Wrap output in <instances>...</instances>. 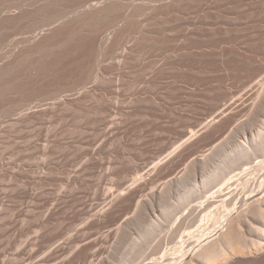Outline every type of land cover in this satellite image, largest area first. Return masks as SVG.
<instances>
[{"label": "rangeland", "instance_id": "rangeland-1", "mask_svg": "<svg viewBox=\"0 0 264 264\" xmlns=\"http://www.w3.org/2000/svg\"><path fill=\"white\" fill-rule=\"evenodd\" d=\"M146 1L147 0H137L136 3L134 0L137 5H141L140 2L143 5ZM256 1L259 2V0H242L235 4H227V7H224L222 18L219 17L221 20H217L223 24L221 35L224 52H222V57L215 56L211 50L203 56V60L200 59L199 55L192 57L193 66H196L192 71H184L182 68V70L180 68L178 70L177 68L175 69L176 74L180 76L179 84L175 82L176 79L171 77V75L163 74V76L158 73L153 76L149 75V78H153H151V81L148 80L152 84L150 87V83L144 81L149 78L144 79L142 78L143 76H141L142 72V75L146 77V73H144L145 70L141 71L142 65L147 69H149L150 64L154 66L156 63L153 62H158V58L161 59L163 56H161L162 49L165 46L167 48V44L169 48L174 45V42L163 40L160 35L162 30H168L167 32L172 34V31L178 26L180 20L174 15H170L171 17H166L167 15L160 16V18H165V20L157 17L160 22L159 20L158 22L155 20L153 21L152 28L157 25L154 29L159 33L152 29L150 34L152 36V34L158 33L152 37L155 38L157 36L159 39H153L150 34H148L150 38L147 36L145 38V43L143 40L134 42V53L129 50L130 53L133 54L132 57L130 56L132 59L129 58L128 60L131 63L126 60V62L129 63L128 66L125 61L122 64L119 63L117 58L113 60L108 59V63L111 61L110 66H112L114 62L116 63L113 66L116 64H121L122 66L123 64L126 65V67L124 66V71L121 69L123 68L122 66L116 65L117 67L119 66V68L115 67V69H112V72L111 68L113 67L109 68L110 66H108L109 64L106 62L105 67L108 74L105 72V77L110 81H105L107 78H104V81L101 83L105 84L104 82H106L104 86L100 83H98V85L100 84L101 86H93L95 85L94 83L86 84L85 86H88L87 88L92 86L90 90H93V88L96 89L97 86L99 90L96 89L97 91L95 90L92 93L82 91V100L72 102L70 105L63 106L60 104L58 107L57 103V105L54 104V106H52L54 99H49V101L45 99V96L41 97V95L47 92L46 90L49 84L50 88H52L53 85L59 87L67 80L71 81L76 79L74 74L78 73V66L81 64V59L79 57L80 52H77L78 54L72 53L71 55H66L65 57L67 58L63 56L64 59L61 56L66 64L59 59L60 57H55L56 60H54L55 58L52 60L50 59L49 65H47L48 61L42 63L46 66L43 68V65H41L43 68L42 70L39 69L41 76L38 72L37 77L36 74L31 77V79H35V81L29 78L32 73L29 72L26 67H24L25 69L21 67L19 74L23 71L21 73L23 75L21 76L23 77L22 84H20L22 78H19V82H17L20 84V86L17 85L19 87L14 86L8 95H0V264H17L19 262L22 264H32L34 261L27 259L25 254H21L23 253L21 250L25 251L23 248L27 246V242H25L28 241L27 239L34 238L32 244H30L28 248L40 249L47 244H52V242L48 241L53 240L56 235L65 234L64 236L66 237L71 235L72 232L75 235L77 233V235H82L81 226L83 225L89 228L91 227L90 230H93L101 238L104 237L102 238L103 241H101L104 244H100L98 247L99 252L96 256L82 255L74 264H118L119 260H122L121 258L125 256L120 255L119 258L115 253H118V250H120L119 254H123V252L124 254L127 253V248H129L127 245L130 246V243L133 242V240L132 242L129 241L132 234L135 235H132L133 238L143 237L144 229L147 227V224H149L145 223L147 220L154 219L155 221L160 218L163 220L164 217L161 216H166L167 220L168 218L173 219L174 217V221H176L182 216V218L178 220V223H171L170 221L172 220H168L169 222L167 221L164 223L163 227H166V229L168 227L166 225L169 223L172 224L169 225L168 231L165 229L162 230L163 227H161V229L158 226L160 230L158 229L157 233H159V231L161 233H156L158 236H155V238H157L154 239V243L149 247L150 250L148 249L149 253L159 250L156 256L160 259H164L171 254L168 253L169 251L173 253L171 249L173 250L176 246L174 247L175 241L171 242L170 240L173 236L171 233H175L176 229L180 226V221L189 216L186 212L190 214L192 210L189 209L188 205H183L179 211L184 209V206L188 209L185 208V210L181 212L177 210L174 211V213L172 212L174 216L171 218L167 217L169 215L166 213L163 215L162 212L165 211L163 207L167 205L168 200L171 202H168L170 205L173 200L175 203V198L178 197L177 199H179L180 195L186 192V188L184 187L183 189V183L187 180L186 174H183L184 169L187 168L186 170L188 171V166L193 164L190 170L194 168L197 174H202V172H204L203 166L207 164L205 161L208 162L215 157L214 153L217 154L218 151L221 153L224 150L228 152L232 149L231 144L236 139L235 137L239 136L240 133L238 132L241 131L239 128L247 118V115L244 113L235 116V114L229 113V111L227 114L225 113L224 116L220 117V119L216 116L222 112V109L226 108L227 104L233 102L237 103L239 99L238 105L247 97L245 91H248L255 82L254 76L251 74L253 73L252 69L254 70V67L256 69V67L261 64L264 65V24L258 19L260 18V9ZM189 3H186V5L190 6L191 4ZM212 18L210 19L211 22L214 18L217 19L215 14H213ZM12 35L13 34H11L10 37L13 39H17L19 36L18 40L22 36L20 33L13 35L14 37H12ZM147 39H149L150 44L146 42ZM140 41H142L146 47L141 46L143 43ZM8 45L13 47L11 44ZM8 45L0 47V52H2L0 53V61L2 64L9 59L7 58L4 60L10 55L9 51L12 49L11 47L7 48ZM136 46H138V48ZM4 48L7 49L4 51ZM6 51L8 54H4ZM136 54H138L139 57H137L138 55L136 56ZM3 55L7 56L4 57ZM142 56H145V59ZM30 60H33L31 61L33 64H37L39 63L38 61H40L36 56ZM134 60L137 62L139 61L138 64ZM200 60L202 61L200 64L204 62L205 65L202 68L199 67ZM53 61L56 62L54 63ZM140 61L141 63L143 62L142 65ZM31 63L28 62L26 64L31 65ZM52 63L57 66L56 69H54L55 67ZM120 69L124 72V75L121 73L122 71L118 72ZM142 69H144V67H142ZM45 70H50L51 74L50 71L46 72ZM43 71H45L46 74ZM147 72L150 73V69L147 70ZM47 73L49 74L48 76ZM70 75L73 77L70 78ZM122 75L126 76L123 77ZM25 76L28 77L27 81L29 83L26 79L24 80V78H26ZM64 76L68 77L67 80H65L66 78ZM108 76L111 79H109ZM195 76L203 79L200 82V84L202 83L201 85L192 81L189 83L186 82L188 78L193 80ZM62 78H64V80H62ZM112 79L115 80L111 81ZM36 81H38V84H36ZM146 83H149L147 87L145 85ZM143 86L145 87L142 88ZM50 88H48V90ZM13 89H15V91ZM138 93L142 96H139ZM39 94H41V98ZM67 94L71 93L68 92ZM50 102L52 103L51 105L48 104ZM28 103L29 105H27ZM43 104L46 108L47 106L54 107L53 111L50 107L51 109H49L51 111L46 109V111L43 110L42 112L41 108H44V106H42ZM31 105L33 107H31ZM55 107H57V109H55ZM34 108L35 110L40 108L41 111H37L36 114H26L31 110L33 111ZM229 114H231V119L227 117ZM232 116H235V118ZM206 125L207 127L205 128ZM190 134L192 136H190ZM228 144L229 148L227 147ZM225 146L229 150L225 148ZM221 147L225 149L223 150ZM174 150L176 152H174ZM219 152L218 154L220 155ZM218 154L216 157H219ZM176 155L179 157H176ZM204 155L206 157H203ZM169 161L171 162L169 163ZM159 162L161 167L155 165L156 163L159 164ZM180 170L183 173H181ZM186 170L185 173H187ZM244 171H248V167L247 170ZM239 172L240 170L233 171L230 174L232 176L229 175L230 177L227 178V181L225 183L223 182L220 186L226 185V183L230 181L229 178L231 180L239 179L240 174L243 173ZM250 173H252V171ZM128 176L129 178H127ZM174 177L178 179H176V182ZM134 178L135 181L141 180L144 183L139 181L140 185H138L139 182L136 183L137 187L135 181H132ZM173 178L174 181L172 183ZM127 180L130 181V185H127ZM149 181L153 182L150 183ZM169 182L171 185L173 184V186H171ZM174 182L181 183H178L180 185L177 187L178 184L175 185ZM141 183L145 189L140 187ZM168 184L170 185V191L173 190L175 192L167 191L169 195H166V191L164 193V190L168 189ZM125 186H127L126 190L123 189ZM128 186H132L134 189L132 190L131 187L128 188ZM171 187L174 189L177 187L176 189L178 190H174ZM162 188L165 189L162 190ZM139 189L141 192L143 191L142 194ZM121 190L122 192L124 191V194L121 193ZM131 191H139L138 195L140 197L137 196L138 199L136 198L139 203L136 200L133 201L134 203L130 201L131 199H129V196L132 193ZM218 191H220L218 188H213L211 191L209 190L205 196H215L216 194L223 199L224 196ZM118 192L121 193V195ZM158 192L161 193V197L166 195L165 198L163 197V201L160 200L162 198L158 199V201L162 203H158V201L154 199L160 197V193L158 194ZM220 192L222 193V191ZM256 193L254 194L255 197L259 196V191ZM154 194L156 196H154ZM170 194L173 196V200ZM178 194L180 195L178 196ZM114 195H120L123 199L121 202L124 203L120 202L119 206L111 209L109 201H112L111 198L113 199ZM166 198H168L167 201H165ZM225 198L226 197H224V199ZM126 201L129 202L130 205L127 203L129 207ZM195 201L197 202L199 199L197 198ZM131 203L133 206H131ZM176 203H178V201ZM192 203L195 202L193 201ZM121 204L122 206L120 207ZM52 206L56 207L55 211L47 216L48 209ZM94 208L98 211L95 210L94 212ZM123 209L125 211H123ZM171 209V211H173V208ZM101 210L104 213L105 210L109 211H107L103 217H100V219L98 217V212ZM111 210L118 212L115 213ZM232 211L234 212L236 210ZM140 212L143 213L141 214ZM175 212L179 214L176 213L175 215ZM115 214L117 216H113ZM120 214H122V216ZM124 214L126 217L128 216V218H126ZM134 214L137 215L134 216L135 218L133 217ZM115 217L117 219H115ZM121 217H123V219ZM136 218H138V221ZM132 219L133 222L130 221ZM217 219L216 215L207 217L206 221L203 222L204 224L198 227V231H204V227L207 228V226L209 228L215 227L214 225H216ZM139 220L141 222L137 223ZM120 223L121 225H118ZM134 223L137 224L134 225ZM173 223L176 224L173 226ZM197 224L191 229L196 228ZM118 226L122 227L120 231ZM123 226L124 228L128 227L130 231L128 229L124 231ZM136 230H139L141 234H138ZM161 230L166 233H162ZM114 231L118 232L117 236V233L114 236ZM127 231L128 233H126ZM131 231H133L132 234ZM169 231L171 232L168 233ZM198 231L197 234L199 233ZM127 234H130V236ZM106 235H109V238H107ZM202 235L201 237H203ZM38 236L40 239L35 240ZM199 236L198 240L200 239ZM117 237H119V240H117ZM179 237H181L182 240V234L181 236L179 234L178 238ZM185 238L187 239L188 237L186 236ZM185 238H183V240ZM105 241L108 242L106 243ZM112 241L115 242V244ZM178 242H176V245ZM24 244L25 246L22 248ZM117 244H119V246ZM171 245H173L174 248ZM117 246L121 249H118ZM122 248L127 250H123ZM46 251L47 250H45V252ZM45 252H41L35 260L41 259L45 255ZM17 253L21 255L18 256ZM142 258L143 253L140 257L143 261ZM140 259H138V261H140ZM60 263L62 264L63 262L59 261L58 264ZM155 263L156 261H146L145 264Z\"/></svg>", "mask_w": 264, "mask_h": 264}, {"label": "bare ground", "instance_id": "bare-ground-1", "mask_svg": "<svg viewBox=\"0 0 264 264\" xmlns=\"http://www.w3.org/2000/svg\"><path fill=\"white\" fill-rule=\"evenodd\" d=\"M136 1L137 0H135V2ZM239 1H242V0H147L146 2L143 3V5L141 2H140L141 5L139 4L137 5L136 4L137 2L135 3L134 0H0V47L4 45H8V44H11L13 46L11 47L10 45H8L7 47V48L11 47L12 49L11 48L10 49L12 51L11 50H10L11 52L9 51L10 55L6 57L4 60H6L7 58L9 59L3 62V64L0 61L1 62V65H0V95L1 96L5 94L8 95V93L12 91V88H14V86H17V85L20 86V84H22L21 82L23 81V77L21 76L23 75L21 73L23 71L20 73L21 75L19 74L21 67H23V69H25L24 67H26L28 71L32 73L31 76L29 77L31 79L32 75L36 74V77H37V74L40 71L39 69L42 70L43 68H45L44 66L46 65H43L42 63H46L48 61L47 65H49L50 59L52 60L55 57L56 58L60 57L59 59L62 60L63 56L65 57L66 55H71L72 53L78 54L80 52L79 57L81 59L80 61L81 64L79 62L80 64L78 66L79 71L77 74H74V77L76 76L75 77L76 79L68 81L67 80L68 77L64 76L66 78L65 80L67 81H65V83L62 86L56 87L53 85V87H56V88H53V87L50 88L49 87L50 84H49L48 88L50 89L48 90L47 88L46 90L47 92H45V94L41 93L42 95L39 94V97L41 95V97L45 96L46 100L54 99L55 102L52 100L53 101L52 106H54V104L57 105L58 103V107L60 104L64 106V105H70L72 104V102L81 101L82 91H88L91 93L94 92L97 88H99L98 86L102 83V81H104V78H107L105 77V72H106L105 65H106V62L108 63L109 61L108 59L113 60L114 58H117L119 63L122 64L125 61L126 65L128 66L129 63H127L126 60L128 61L130 56L131 57L133 56V54L130 53L129 50H131V52L133 51L134 42L138 40H143L145 43V40H146L145 38L148 36V34H150V32H152V29L157 27V25L155 26L154 24L155 27L152 28L153 21L155 20L158 22V20L162 18V17L160 18V16H164V15L165 16L167 15L166 17H171L170 15L172 16L174 15L180 20L178 26L174 29V31H172L173 32L172 34L168 33L167 32L168 30L167 31L162 30L160 32L161 33L160 35L163 38V40L172 41L174 42V45L171 48H169L167 44V48L165 46L162 49L163 51L161 53V56L162 55L163 56L161 59L158 58L159 59L158 62H155V61L153 62V63H156L154 64V66L153 64L152 65L150 64L151 66V67L149 66V69L151 71L150 73L147 72V70L149 69L145 68V66L142 65L143 62L141 63L142 61L141 59L140 63L142 67H144V69H142L140 64L139 65L141 67V71L145 70L144 73H146L145 74L146 77L142 75V72H141V76H143L142 78L145 79V78H149L150 76H153L154 74H158V73L161 75L163 74L171 75V77L176 79L175 82L179 84L180 76L176 74L175 69L177 68L178 70L179 68L180 69L182 68L184 71H192L193 68L196 67V66H193L192 57L199 55L200 59L203 60V56L207 54L209 50H211L215 56L222 57V54H223L222 52H224L222 48L223 39L221 35L223 24H221L217 20H221L222 18L221 16L224 13V7L227 4H233V3L235 4V3H238ZM186 3H189L191 5L187 6ZM258 7L260 9V12L258 11L260 13L259 14L260 18L258 19L260 20V22L264 24V0H259ZM213 14H215L217 19L214 18V20L211 22L210 19L212 18ZM157 17H159V19H157ZM219 17L221 18L219 19ZM162 19L165 20V18H162ZM14 33L15 34L20 33V35L22 34L21 38L19 40H18L19 36L17 39L11 38L10 37L11 34L15 35ZM157 34L154 33L152 34V36L157 35ZM13 35L12 37H14ZM150 36L148 37L150 38ZM152 38L155 39L157 38V36L155 38L154 37ZM157 39H159V37ZM140 42L143 43L142 41ZM146 42L150 44L149 39H147ZM144 43L143 45L141 44L140 45L143 47H146ZM136 47L138 48V46ZM6 49L4 48L3 50L5 51ZM6 52L4 54H8V52L7 53ZM137 53L140 54L139 52ZM138 54H136V56ZM3 56L5 57L7 55H3ZM35 56L38 57L40 60V61L37 60L39 62L37 64L31 63V61L33 60H30L31 58L33 59V57L35 58ZM137 57H139V55ZM56 58L54 60H56ZM201 60L199 61L200 68L205 66L204 62L200 64V62H202ZM28 62L31 63V65L26 64ZM110 62L108 63L109 65L107 64L108 66L111 65ZM54 63H52V65H54ZM115 63L116 62H114V64ZM114 64H112V66L109 67V68L113 67L111 68V70L115 69V67L119 68V66H122L121 64L120 65L116 64V65H119L118 67L116 65L113 66ZM41 65H43L42 66L43 68L41 67ZM126 65L123 64L122 66L123 68L121 69L123 70L124 66L126 67ZM54 67H55L54 69L57 68L56 65H54ZM121 69L118 72H121L122 71ZM45 71L48 72L50 70L48 71L45 70ZM45 71L43 72L46 74ZM123 71L121 73H123L124 75ZM109 72H110V69H109ZM252 72L253 73L251 74H253L255 82L252 84V87H250L248 91H245L247 94L245 95L247 97L245 96L246 98L243 99L244 101L242 100V102L237 105L238 100H239L238 99L237 103L233 102V103L227 104L226 108L222 109V112L219 111L220 113L217 114L216 116L220 119V117L224 116L225 113L227 114L228 111L229 113L235 114V116L237 115L239 116L240 114H243V113L247 115V118L244 120L241 127L239 128L241 130L240 132H238L240 133L239 136L236 135L238 138L235 137L236 139L233 142L234 144L232 142H231L232 144L230 143L232 145V146L230 145L232 149L228 152L224 150L227 147L229 148V144H228V146L226 145L227 147L225 146L224 149L221 147L224 151H222L220 148V150L222 151L221 153L218 151L220 155L217 152L219 157H216L217 156L216 153H214L215 157H213L214 155L211 154L213 155V156H210V157H213L211 160H209L208 162L205 161L206 159L204 160L207 164L203 166L204 168L202 167L204 170L202 174H197L194 168L190 170V167L193 164H191V166H188L189 172L186 170L187 168L184 169V173L180 170L181 173H183L184 175L186 174L185 176H187L186 177L187 180H185V182L183 183V189L185 187L186 192H184L183 194L180 193L181 195L178 194V196L180 195L179 199H177L178 197L176 196V193H175V196L177 197L175 198V203L173 202L174 200L172 199L173 196H171L170 194L171 199L173 201H172V204L170 205L168 204V202H170L168 200L167 205L173 208V211H171L172 209L169 208L167 205L166 206L170 209V211L166 206H165L166 208L162 206L163 210L165 209V211L163 212L161 211L163 215H165L166 213L167 215H169L167 217H171V218L172 216H174L172 215V212L174 213V211L176 210L178 212H181L182 210L184 211L185 208H187L186 207L187 205L189 209L192 210V211L190 210L191 211L190 214L186 212V214H188L189 216L180 221L181 223L179 224L180 225L179 228H177L178 230L176 229L175 233H171L173 234V236H172V239H170L171 237L169 239L171 240V242L175 241L174 243L175 245L174 244L173 245L174 247L176 246V248H174L173 245H171L174 248L173 250L171 249L173 253L169 251L168 253H171V254H169L164 259H160L158 258V256H156L159 250L157 252L152 251L150 253L148 251L149 247L152 245V243H154L153 242L154 239L157 238V237L155 238V236L161 233L160 231L159 233H157L158 229L163 227L165 222H167L168 220H172L170 221L171 223L172 222L178 223L179 222L178 220L182 218L181 216L180 219H177L176 221H174V217L173 219L168 218L167 220L166 216H161V217H164L163 220L161 218L156 219L155 221L154 219H150L149 220L150 222L148 220H147L148 222L147 221L145 222L149 224H147V227L144 229L145 231L143 232V235H142L143 237L133 238L132 235L134 234H132V232L134 231V229L133 231H131L132 235L129 241L132 242L133 240V242L130 243L131 244L130 246L127 245V247L129 248L125 247L128 249L127 253L125 251L126 254H124V252L123 254L121 253L119 254L120 250L117 251L118 253H115L117 254L116 256L119 258H120V255L125 256V257L122 256L124 258H121L122 260H119V262L117 261L118 264H133V263L134 264H145L146 261H156L155 264H264V65L261 64L257 66L256 69L254 67V70L252 69ZM50 74H51V71H50ZM125 74L127 75L126 72ZM39 75L41 76V73ZM48 75L49 74L47 73V76ZM116 75H117V72H116ZM27 76H25L26 78H24V80L26 79V81L28 78ZM72 77L73 76L70 75V78ZM110 77L109 79H111ZM19 78H22V80L20 81V84L17 83L19 82ZM151 78L147 80H144V79L143 80L151 81ZM62 80H64V78H62ZM106 80H108V78L105 79V81ZM114 80L115 79H112L111 81H114ZM201 80L203 79H200L199 77L195 76L193 80H190L188 78L186 82L189 83L190 81H192V82H195L196 84H200ZM33 81H35V79ZM36 82H37L36 84H38V81ZM88 83H94L95 85L92 84L93 86L98 85V83L100 84L97 86L96 89L93 88V90H90L92 86L89 88H87L88 86L87 87L85 86ZM104 83L106 84V82ZM105 84H101V85L104 86ZM148 84L147 83L145 84L146 87ZM151 85L152 84L150 83V87ZM33 86H34V83H33ZM144 87L145 86H143L142 88ZM44 89H41V90L45 91ZM13 90L15 91V89ZM68 92H70L71 94H67ZM139 96H142V95L139 94ZM243 96H244V93H243ZM33 100H36V99H33ZM43 102L45 101L43 100ZM29 103L27 105H29ZM52 103L50 102L48 104L51 105ZM42 106H44V104ZM52 106H49V107L47 106V108L44 106V108H41V107L40 108L42 112L43 110L46 111V109H49L50 107L52 108V111H53L54 107ZM31 107L33 106L31 105ZM35 108L33 111L31 110L32 112L30 111L26 114H30V115L32 113L36 114L37 111L38 112L41 111L40 108L36 110ZM55 109H57V107H55ZM230 115L231 114L227 115V117L231 119ZM235 116H232V117L235 118ZM230 119H227V120H230ZM213 123H216V122H213ZM227 123H230V122H227ZM206 127L207 125L205 126V128ZM191 134L190 136L194 135V134L192 135ZM174 152L176 151L174 150ZM176 157H179V156L176 155ZM203 157H206V156L204 155ZM160 162L159 164L156 163L155 165L160 166ZM170 162L171 161H169V163ZM247 167H248V171L245 172L244 170H247ZM249 167L251 170L249 169ZM185 170L187 173H185ZM236 170H240L241 173L244 171L242 174H240V178L236 180L232 179L233 181L229 178L230 181L226 183V185L220 186L223 182L225 183L227 181V178L232 176L230 174ZM251 171L252 173H250ZM127 178H129V176ZM174 178L172 180V183L174 181ZM176 179L177 178H175V182H176ZM129 180H127L128 181L127 185L128 184L130 185ZM132 181H135V178ZM139 181H135L136 186H137L136 183H138ZM147 181H148V178H147ZM142 183L140 186L141 188L143 187ZM178 183H181V182H178ZM178 183H175V185ZM131 185H132V182H131ZM138 185H140V182ZM170 185L168 186L167 190L165 188H162V190L165 189L164 193L166 191V195H169L168 194L169 192H173V193L175 192L173 190L170 191ZM179 185L180 184H178L177 187H179ZM171 186H173V184ZM130 187L133 190L134 184H133V187L132 186ZM130 187L128 186V188ZM126 188L127 186H125V188L123 189L126 190ZM176 188L175 189L173 188V189L178 190ZM213 188H218L220 191H222V193L220 191L218 192L222 196L226 197L227 199L226 198L224 199L223 197L224 199L223 200L216 194L215 196L214 195L213 196L210 195L208 197L205 196L207 195L209 190L211 191V189ZM142 189H145V188L143 187ZM139 191H131L132 192L130 195L131 197L129 196V199H131L130 200L131 202L135 200L138 202L137 196H139L138 195ZM258 191L260 194L259 196L255 197L254 194ZM142 192L140 191L141 194ZM121 193L124 194V191L122 192L121 190ZM121 193L119 194L121 195ZM159 193L160 192H158V194ZM120 195L118 196L114 195L113 199L111 198L112 201L111 202L109 201V203L111 204L110 206L111 209L113 207L119 206V203L121 202V200H123ZM166 195L163 197L165 198ZM154 196L156 195L154 194ZM163 197H161V193H160V197H156V198L153 197V198L156 199V201L162 198L160 200L163 201ZM197 198L199 199V201L196 202L195 200ZM167 199L168 198H166L165 201H167ZM176 200L178 201V203H176L177 202ZM193 201L195 203H192ZM159 202L160 201H158V203ZM121 203H124V202H121ZM127 203L129 204V202L126 201V204ZM183 205H186L184 206L185 208L179 211V209L183 207ZM121 206L122 204L120 205V207ZM131 206H133L132 203H131ZM55 208L56 207L54 206L49 208L46 215L48 216L52 214L55 211ZM92 209H93V206H92ZM108 209H109V206H108ZM124 209L123 211H125ZM95 210L97 209L94 208V212ZM102 210L98 212L99 218L103 217L106 214V212L109 211V210L107 211L105 210V213H104ZM232 210H236V211L233 212ZM111 211L115 212L114 210H111ZM140 213L142 214L143 212H140ZM176 213L177 212H175V215ZM122 214L120 215L122 216ZM212 215H216V217L218 218L215 223L216 225H214L215 227L209 228L207 226V228L204 227L205 228L204 231L199 232L198 227L204 224L203 222L206 221L207 217H210ZM113 216H117V215L115 214ZM134 216H137V215L134 214L133 217ZM121 218L123 219V217ZM126 218H128V216ZM115 219L117 218L115 217ZM133 219L130 221L133 222ZM136 219L138 221V218ZM140 222L141 221L139 220V222L137 223H140ZM137 223H134V225ZM171 223L169 224L167 223L168 225L166 224L165 225L169 227V225H172ZM175 224L173 223V226ZM196 224H197L196 228L191 229ZM118 225H121V223ZM81 227H82L81 230L83 232L82 235H77L78 233L75 235L73 234V232L71 233V235H68L66 237L64 236L65 234H60L58 236L56 235V237L53 240L48 241V242H52V244H47L41 247L40 249L28 248L30 244H32L33 242L32 240H34V238L27 239L28 241H25L27 242L26 243L27 246L25 248H23L25 244L22 246L23 250L25 251L21 250V252H23L21 254H25L27 256L26 257L27 259L34 261L32 262V264H58L59 261L63 263L65 262L64 264H74L75 261H78V259L82 257V255L94 257L98 254L99 252L98 247L100 246L101 243H103L101 241H103L102 238L104 237L101 238L93 230H90L91 227L89 228L84 225ZM121 228L122 227H119V231L121 230ZM126 229H128V227L124 228L123 226V230L126 231ZM164 229L167 230L166 227L165 228L163 227L162 230ZM197 231L199 232L198 234H197ZM118 232L113 233L114 236L116 233H117L116 234L117 236ZM136 232L138 234H141L139 230L138 231L136 230ZM170 232L171 231H169L168 233ZM126 233H128V231ZM162 233H164V231H162ZM179 234L180 236L182 234L183 238H185L186 236L188 238L187 239L185 238L184 240L182 238L181 240V237H179L180 239L178 238ZM200 234L201 235L203 234L202 235L203 237H201ZM127 235L130 236V234H127ZM183 235H186V236H183ZM108 236L106 235L107 238H109ZM114 236H111V237H114ZM198 236L201 240L200 239L198 240ZM166 237H167V234H166ZM117 238L116 239L119 240V237ZM39 239H40L39 236L35 238V240H39ZM176 240H178L179 242ZM105 242L107 243L108 241H105ZM176 242H178L177 245H176ZM113 243L115 244V242ZM117 245L119 246V244ZM118 246L117 248L121 249ZM127 249H123V250H127ZM45 250L47 251L45 252ZM41 252H45V255L41 259L35 260L36 257ZM142 253H143V258H142L143 261L140 259V257L142 256ZM17 254L18 256L21 255L19 253ZM138 259H140V261H138ZM17 264H22V263L19 262Z\"/></svg>", "mask_w": 264, "mask_h": 264}]
</instances>
